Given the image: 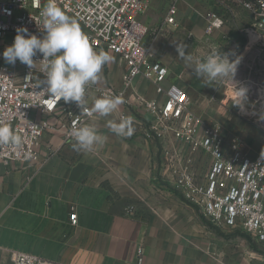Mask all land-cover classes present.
Wrapping results in <instances>:
<instances>
[{"label": "crops", "instance_id": "0c3cea01", "mask_svg": "<svg viewBox=\"0 0 264 264\" xmlns=\"http://www.w3.org/2000/svg\"><path fill=\"white\" fill-rule=\"evenodd\" d=\"M162 1L150 0L140 16L150 32L144 45L152 50V61L168 70L163 86L185 90L194 113L206 125L216 124L222 120L217 111L222 98L220 82L199 79L192 69L213 49L220 50L218 44L227 46L228 41L234 45L220 51L235 60L246 42L237 25L248 27L254 18L244 9L229 15L214 0H179L178 25L168 28L165 18L172 0L163 15L158 12ZM204 8L221 15L226 25L209 36L212 48L206 54L191 45V40L204 36V20L199 15ZM180 22L183 25L178 29ZM195 25L202 27L195 29ZM179 43L192 55L191 63L178 57ZM107 53L113 60L104 66L96 84L121 89L125 62ZM133 88L146 100H163L156 86L143 78H137ZM121 114L132 119L134 133L129 138L117 137L108 127L110 120L120 122ZM148 117L143 109L120 105L115 113L89 125L105 138L93 151H78L74 144H63L60 137L45 134L38 146L39 163L14 162L3 167L0 264H11L14 251L32 254L47 264H137L141 248L144 264H244L246 258L232 262L228 244L174 186L158 141L147 138ZM182 152L196 180L204 183L210 157L191 154L185 146ZM131 207L133 211L128 212ZM72 212L78 214L76 227L69 221Z\"/></svg>", "mask_w": 264, "mask_h": 264}, {"label": "built area", "instance_id": "2783aa9c", "mask_svg": "<svg viewBox=\"0 0 264 264\" xmlns=\"http://www.w3.org/2000/svg\"><path fill=\"white\" fill-rule=\"evenodd\" d=\"M172 0L165 18L166 27H176L177 3ZM229 15L238 9L250 12L253 23L242 29L245 44L239 48L240 62L234 80L224 94L234 95L244 87L247 95L262 100L257 91L264 88V0H214ZM66 14L75 19L96 51L118 55L126 65L123 87H102L89 84L85 94V108L89 111L97 98L119 96L125 109L140 108L146 118L147 138L161 145L166 168L174 186L185 200L197 207L207 221L218 229L244 232L264 246V157L260 152L251 155L239 140H228L218 124L206 125L192 110V101L182 88L163 86L168 70L153 62L152 50L144 45L149 29L140 21L150 0H55ZM46 0H0V123H5L22 137V143L0 145L1 169L14 162L40 161L38 146L45 134L61 138L63 144H74L69 133L73 127L89 126L103 117L89 116L73 103L48 96L41 87L44 80L42 56L33 59L35 67L16 62L7 64L3 52L14 42L18 28H27L32 35L42 37L41 10ZM206 34L221 30L225 19L216 12L207 14ZM167 30V29H166ZM232 55L228 54L230 59ZM236 59V58H235ZM248 72L244 76L240 73ZM137 78L156 86L163 100H146L135 92ZM229 90H233L230 91ZM132 92V94H130ZM230 93V94H228ZM126 118L120 115V120ZM178 144L179 148H175ZM191 154L204 153L210 165L204 183L185 162L182 147ZM133 211L131 207L128 212ZM71 226L78 224V214L70 213ZM143 249L138 250L137 264H144ZM11 264H47L38 257L20 251L11 254Z\"/></svg>", "mask_w": 264, "mask_h": 264}, {"label": "clouds", "instance_id": "9594fccd", "mask_svg": "<svg viewBox=\"0 0 264 264\" xmlns=\"http://www.w3.org/2000/svg\"><path fill=\"white\" fill-rule=\"evenodd\" d=\"M41 17L42 37L30 34L27 28H18L13 44L2 54L5 62L15 65L19 61L33 69L36 64L33 58L40 55L45 79L38 87L48 96L57 102L61 99L65 103L74 102L89 116L107 117L115 113L124 102L119 96L95 99L90 111L84 106L87 86L100 80L104 66L112 62L113 57L105 51L94 50L77 21L66 14L55 0H46ZM185 49L182 43L176 45L178 57L185 63H191L193 57ZM239 62L240 57L230 61L227 54L213 49L206 59L196 62L192 70L197 78L207 79L210 83L233 81ZM246 99L247 89L236 88L234 104L242 111ZM108 127L121 138H129L134 133L130 117L122 118L118 123L110 120ZM69 135L78 151L90 152L105 142L93 126L73 127ZM21 143L22 137L10 125L0 123V145L19 146ZM261 156L264 157V153Z\"/></svg>", "mask_w": 264, "mask_h": 264}, {"label": "rangeland", "instance_id": "374dc122", "mask_svg": "<svg viewBox=\"0 0 264 264\" xmlns=\"http://www.w3.org/2000/svg\"><path fill=\"white\" fill-rule=\"evenodd\" d=\"M167 7H168V0L162 1L158 6L159 8L158 12H160L163 15L164 12L167 10ZM200 10L201 13H199V15L201 16V20H204L203 27L205 30V28L207 29L206 26L208 24L207 23L208 9L204 8ZM196 15H198V13H196ZM182 25L183 24H181L180 22L178 29H180ZM225 26L226 25H224L223 28ZM201 27H202L201 25L198 27L196 26L195 29L197 28L200 29ZM234 27L235 25H232L230 29L232 30ZM245 27L247 26L237 25V29L239 28L244 29ZM237 29H235V31ZM204 30L202 32L204 36H202L198 41L191 40L192 41L191 45L193 47L199 46L200 50H202V52L206 54V52L212 48V39L209 38L210 35H207L204 32ZM174 33L175 32H172L170 36H172ZM151 37L152 36L149 34L148 39H151ZM225 42H227V40H225ZM227 43H228L227 46L226 43L225 46L223 44H218V48L220 50L222 49L228 50L231 48L232 45H234V42L232 41H228ZM235 49L236 47L233 49V51ZM220 86H221L222 98L220 100L221 104L218 107L217 111H219V113L222 114V120H220V122L216 124L221 126L222 130L224 131V135L228 140H233V139L239 140L246 147V149L250 152L252 156L260 152L264 153V100L257 99L256 95H253V97L247 95V99L244 103V110L242 111L241 108L237 107L234 104V101L236 99L234 95H231L232 98H228L224 94V92L227 89L228 83L223 84V82H220ZM230 91L233 90H229V92ZM159 147L162 150L160 144ZM210 226H212V228L215 229L216 235L219 237V239L221 241L224 240V242L228 244L232 262L233 260H235L234 262L236 261L238 262V260H245L246 258L247 261L246 262L243 261L244 264H264V246L258 243L255 239H253L252 237H250L249 235L245 234L240 230L227 229V228L218 229L215 228L212 224H210Z\"/></svg>", "mask_w": 264, "mask_h": 264}, {"label": "bare ground", "instance_id": "6f19581e", "mask_svg": "<svg viewBox=\"0 0 264 264\" xmlns=\"http://www.w3.org/2000/svg\"><path fill=\"white\" fill-rule=\"evenodd\" d=\"M257 93H258V95L260 96V98L264 100V88L261 89V90H258ZM249 114H250V113H249ZM253 118H254V117H253Z\"/></svg>", "mask_w": 264, "mask_h": 264}]
</instances>
